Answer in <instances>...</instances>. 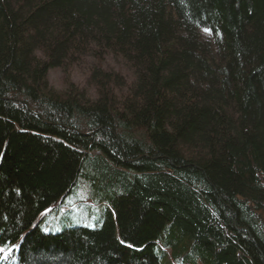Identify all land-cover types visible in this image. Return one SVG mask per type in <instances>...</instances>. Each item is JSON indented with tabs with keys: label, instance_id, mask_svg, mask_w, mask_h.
<instances>
[{
	"label": "trees",
	"instance_id": "obj_1",
	"mask_svg": "<svg viewBox=\"0 0 264 264\" xmlns=\"http://www.w3.org/2000/svg\"><path fill=\"white\" fill-rule=\"evenodd\" d=\"M86 56L96 98L49 86ZM0 241V264H264V0H0Z\"/></svg>",
	"mask_w": 264,
	"mask_h": 264
},
{
	"label": "rangeland",
	"instance_id": "obj_2",
	"mask_svg": "<svg viewBox=\"0 0 264 264\" xmlns=\"http://www.w3.org/2000/svg\"><path fill=\"white\" fill-rule=\"evenodd\" d=\"M97 66V59L92 56H86L80 64L75 65L71 69L70 76L67 77V73L61 68L51 69L47 74V81L51 88L62 91L69 86V83L73 82L77 86H80L84 92L87 91L89 97L96 98L92 84L88 82L91 70ZM104 70H111L119 72L128 81L131 80V73L127 68H123V65L118 63L113 56H107L104 62L100 65ZM70 79V81H69Z\"/></svg>",
	"mask_w": 264,
	"mask_h": 264
},
{
	"label": "snow or ice",
	"instance_id": "obj_3",
	"mask_svg": "<svg viewBox=\"0 0 264 264\" xmlns=\"http://www.w3.org/2000/svg\"><path fill=\"white\" fill-rule=\"evenodd\" d=\"M204 31L206 32V33H208V34H211V32H212V29L211 28H208V27H205L204 28ZM0 245H4V241H0ZM129 247H131V245H129ZM14 249H13V247H11V246H0V253H10V252H12Z\"/></svg>",
	"mask_w": 264,
	"mask_h": 264
}]
</instances>
